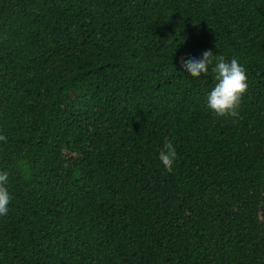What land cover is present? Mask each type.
<instances>
[{
    "label": "trees",
    "instance_id": "16d2710c",
    "mask_svg": "<svg viewBox=\"0 0 264 264\" xmlns=\"http://www.w3.org/2000/svg\"><path fill=\"white\" fill-rule=\"evenodd\" d=\"M0 136V264H264V0H0Z\"/></svg>",
    "mask_w": 264,
    "mask_h": 264
},
{
    "label": "clouds",
    "instance_id": "9594fccd",
    "mask_svg": "<svg viewBox=\"0 0 264 264\" xmlns=\"http://www.w3.org/2000/svg\"><path fill=\"white\" fill-rule=\"evenodd\" d=\"M181 65L184 70L192 77L207 75L209 67L214 74L216 81L213 89L207 97V107L217 117L239 116L238 109L241 99L248 89L247 76L245 69L236 59L230 62L223 56H216L212 50H206L202 53V58L181 59ZM5 137L0 136V140ZM177 158L175 147L170 141H166L159 153V160L169 173L173 171V165ZM8 172H0V216L8 213V205L11 201V195L6 187L8 183Z\"/></svg>",
    "mask_w": 264,
    "mask_h": 264
}]
</instances>
